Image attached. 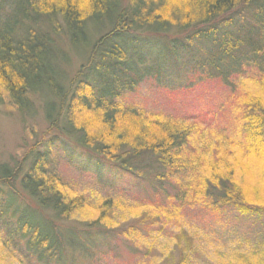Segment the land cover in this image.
<instances>
[{"label":"trees","instance_id":"trees-1","mask_svg":"<svg viewBox=\"0 0 264 264\" xmlns=\"http://www.w3.org/2000/svg\"><path fill=\"white\" fill-rule=\"evenodd\" d=\"M80 46L87 53L72 72L69 50ZM197 53L200 74L239 82L221 123L124 103L125 91L161 86L182 55ZM38 101L44 147L0 165V242L10 257L77 264L114 237L132 251L141 231L178 223L187 209L219 227L227 207L264 218V0H0V104L23 114ZM54 147L100 183L113 170L149 186L134 200L136 218L114 226L112 209L125 207L109 198L87 208L51 167ZM174 239L163 264L190 254L187 231ZM236 264H264V248L238 253Z\"/></svg>","mask_w":264,"mask_h":264},{"label":"rangeland","instance_id":"rangeland-1","mask_svg":"<svg viewBox=\"0 0 264 264\" xmlns=\"http://www.w3.org/2000/svg\"><path fill=\"white\" fill-rule=\"evenodd\" d=\"M92 36L96 37L95 32ZM86 53L87 48L82 46L76 51L69 50L68 59L72 72L80 60L84 59ZM199 55L201 54H195L193 59L182 55L178 66L168 70L169 72L162 76L161 86L154 85L153 81L144 80L131 91H125L124 103L154 112L186 115L200 118L203 121L221 123L224 120V117L221 118V113L229 112L234 94L239 89V82H236L234 78V80L231 79L233 81L231 85L223 86L219 80L205 77L206 70L200 74L201 69L194 67ZM206 66L205 64L204 67ZM66 67L67 65H64L67 70ZM249 70L251 69H244L246 73ZM249 75H252V71ZM39 104L38 101L31 111L23 114L10 103L0 104V165L9 159H17L28 149L34 151L44 147L45 139L41 140V136L46 123L43 118V108ZM240 107L235 101L231 110L234 108L237 113ZM66 148L68 149H65L67 154L74 159V146L70 144ZM50 157L51 167L62 180L70 188L84 195L88 204L87 208L96 207L102 199L109 198L112 202L117 201L118 206L125 207L112 209L114 217H117L114 226L121 225L122 229L136 218V215L131 212L137 211L134 209L137 203L134 200L150 189L138 178L112 170L110 175L106 176L105 181L100 183L90 172L80 170V167H83L81 162L68 161L59 147L52 149ZM137 208L138 210L145 209L144 207ZM195 209H187L179 217L178 223L158 222L148 231H141L140 239L136 243L137 248L134 249V246L129 243L134 253L126 246V241L114 237L110 244L97 248L85 258L77 256V264H135L138 256L141 257L142 264H163L162 261L175 247L174 235L182 229L192 236V249L184 264L187 262L188 264H236L238 253L264 248V218L258 222L241 218L232 208L227 207L222 214L224 227H219L205 221L203 214H199ZM201 211L205 213L204 210ZM96 213V211H90L80 213L76 217L77 220H85ZM77 220H71L75 222L69 221V223L76 225ZM160 227L162 229H159ZM2 236L0 231V241ZM111 244L113 246H110ZM0 264H25V261L21 257L20 260L10 257L0 242Z\"/></svg>","mask_w":264,"mask_h":264}]
</instances>
